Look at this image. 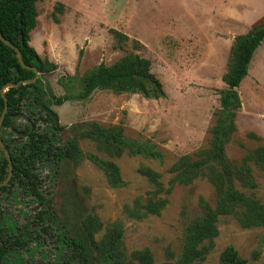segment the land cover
Listing matches in <instances>:
<instances>
[{"label":"rangeland","instance_id":"1","mask_svg":"<svg viewBox=\"0 0 264 264\" xmlns=\"http://www.w3.org/2000/svg\"><path fill=\"white\" fill-rule=\"evenodd\" d=\"M56 3L63 5L56 13L58 21L52 17ZM36 8L30 44L41 57L57 64L56 70L39 73L38 78L46 90L44 102L63 126L60 143L71 139L81 155L108 159V148L86 136L85 124L120 125L127 138L148 140L163 157L124 152L114 158L124 181L121 186H111L105 172L87 157L78 162L65 159L57 166L51 161L37 163L43 203L14 187L6 195L0 191V214L17 223L21 241L16 244L12 237L6 242L11 251L3 264H65L58 250V230L85 238L90 264H105L92 240L101 242L113 225L122 233L125 260L130 264H138L130 252L143 248L151 251L153 264L175 263L182 252L187 221L201 215L200 200L214 206V186L205 178L176 183L160 213L141 219L129 216L124 205L132 207L138 196L143 202L154 189L138 173L140 165L161 173L160 180L167 187L171 178L168 168L179 156L208 147L210 129L220 111L219 90L225 87L222 75L229 64L233 37L264 22V0H39ZM109 28L120 30L139 45L133 48L129 42L119 49ZM128 51L150 60L152 72L162 83L163 97L96 90L88 99L56 104L49 96V91L55 97L78 93L86 72L100 63L110 65ZM238 92L237 128L225 146L233 163H240L250 151L264 145V40L255 50ZM38 115L36 127L48 131L51 122L44 113ZM24 123L21 118L15 121L20 126ZM16 138L13 133L6 139ZM249 167L256 187H236L264 202V169L253 163ZM49 204V213L41 221L36 213ZM216 225L218 232L203 264H219L220 253L228 245L247 264H264V226L242 228L234 217L226 215L219 216Z\"/></svg>","mask_w":264,"mask_h":264},{"label":"trees","instance_id":"2","mask_svg":"<svg viewBox=\"0 0 264 264\" xmlns=\"http://www.w3.org/2000/svg\"><path fill=\"white\" fill-rule=\"evenodd\" d=\"M39 0H0V32L14 43L21 52L25 64L34 66L39 73L56 70L57 64L39 55L30 44V32L37 23L36 3ZM63 5L56 3L52 12L54 21H58L56 13L61 12ZM115 46L125 49L131 42L136 48L139 43L116 28H109ZM264 40V22L253 27L244 34L233 37L230 46L229 64L222 75L225 87L219 90L220 111L210 129L211 139L208 147L200 148L192 155L179 156L168 168L171 174L169 185L164 187L161 173L153 168L140 165L138 173L145 176L154 189L151 196L143 202L142 197L135 199L132 207L124 205V211L131 217L141 219L148 214H159L168 202L167 196L176 183L189 184L197 178H205L216 191V202L212 206L201 199V215L187 221L184 229V241L181 255L173 264H203L206 255L213 247V238L217 235L218 217L222 215L234 217L242 228L264 226V202L251 194H246L236 186L255 188L256 182L250 171L249 164L253 163L264 169V145L245 155L240 163H233L225 154V146L236 131V117L241 107L238 87L247 75L250 61L255 50ZM82 55L79 51L78 59ZM34 76L33 71L24 69L18 62L16 52L0 40V115L4 107L1 88L7 83H19L15 87H8L5 92L8 108L0 129L1 139L10 154L12 161V175L6 184L0 185V190L14 187L26 191L28 195L43 203L44 193L41 181L35 172L37 163L53 162L56 166L65 159L76 162L84 157L90 158L106 174L111 186H121L120 168L113 160L126 152L130 156L142 155L145 158L162 159V152L148 140H135L123 134L120 125L100 126L98 123H87L86 136L98 140L101 147L109 150V158L99 155H81L77 143L65 139L60 143L59 133L63 126H56L53 120L43 112L40 104L44 102L46 90L42 87L40 78L34 83H22ZM96 90H107L114 94L138 93L148 98L164 96L162 83L151 70V62L140 53L128 51L122 57L106 65L100 63L86 72L80 81V90L76 94L55 97L50 91L49 96L56 104L68 99L85 100ZM49 107V106H48ZM39 113H44L51 122L48 131H40L36 127L40 119ZM25 120L23 126L15 121ZM13 133L16 139H9ZM250 137L259 138L254 133ZM77 152L78 155H72ZM8 173V163L0 149V184L5 181ZM5 194V195H6ZM162 195V196H158ZM50 202V201H48ZM49 206L40 209L36 216L44 221ZM141 208H143L141 210ZM55 221V217L52 219ZM51 220V222H52ZM50 225H47V230ZM101 242L92 240L94 249L99 257L104 258L105 264H130L125 260V252L121 242V231L114 229ZM19 227L13 218L0 214V264L6 261L12 242H21L18 238ZM58 250L64 255L65 264H90L91 252L86 239L81 236L69 235L58 230ZM14 244V243H13ZM130 258L138 264H153L154 259L148 248L133 250ZM219 264H247L232 245L226 246L219 256Z\"/></svg>","mask_w":264,"mask_h":264},{"label":"water","instance_id":"3","mask_svg":"<svg viewBox=\"0 0 264 264\" xmlns=\"http://www.w3.org/2000/svg\"><path fill=\"white\" fill-rule=\"evenodd\" d=\"M0 40L2 41V43H4L5 45L11 47L15 52H16V56H17V60L19 62V64L24 68V69H27V70H31L33 71L34 73V76L31 78V79H26L24 80L22 83H34L37 78H38V75H39V72L37 71V69L34 67V66H30V65H27L24 63L23 59H22V55H21V52L20 50L18 49V47L10 42L9 40H7L3 35L2 33L0 32ZM19 83H7L5 84L2 88H1V96L3 98V101H4V107H3V110L1 112V115H0V129H1V126H2V122H3V119H4V116L6 114V111H7V108H8V104H7V100L5 98V95H4V92L5 90L8 88V87H15L17 86ZM43 112L45 114H47L54 122V124L56 126L59 125V119H58V116L57 114L48 106H45L43 105L42 103L40 104ZM0 147L1 149L3 150V153L6 157V160H7V163H8V173H7V176H6V179L4 182H2L0 185H3V184H6L8 182V180L10 179L11 175H12V161H11V158H10V154L8 152V150L6 149L3 141L1 140V137H0Z\"/></svg>","mask_w":264,"mask_h":264},{"label":"flooded vegetation","instance_id":"4","mask_svg":"<svg viewBox=\"0 0 264 264\" xmlns=\"http://www.w3.org/2000/svg\"><path fill=\"white\" fill-rule=\"evenodd\" d=\"M0 137H1V136H0ZM1 140H2V139H1ZM0 149H1V147H0ZM1 150H2V149H1ZM2 151H3V150H2ZM4 156H5V155H4ZM5 158H6V157H5ZM8 181H9V180H8ZM0 191H3V192H4L5 190H0Z\"/></svg>","mask_w":264,"mask_h":264},{"label":"crops","instance_id":"5","mask_svg":"<svg viewBox=\"0 0 264 264\" xmlns=\"http://www.w3.org/2000/svg\"><path fill=\"white\" fill-rule=\"evenodd\" d=\"M37 51V50H36Z\"/></svg>","mask_w":264,"mask_h":264}]
</instances>
